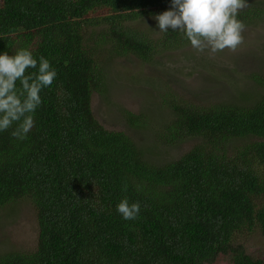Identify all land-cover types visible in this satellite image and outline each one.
Here are the masks:
<instances>
[{
  "label": "trees",
  "instance_id": "trees-1",
  "mask_svg": "<svg viewBox=\"0 0 264 264\" xmlns=\"http://www.w3.org/2000/svg\"><path fill=\"white\" fill-rule=\"evenodd\" d=\"M169 10L172 0H0V55L27 49L57 72L27 138L11 135L15 124L0 131V211L30 199L39 228L35 249L0 254V264H264L239 242L264 236V72L252 76L253 101L171 106L167 141L198 140L175 160L94 115L106 57L154 52L121 28ZM124 198L139 203L135 220L118 213Z\"/></svg>",
  "mask_w": 264,
  "mask_h": 264
},
{
  "label": "rangeland",
  "instance_id": "rangeland-1",
  "mask_svg": "<svg viewBox=\"0 0 264 264\" xmlns=\"http://www.w3.org/2000/svg\"><path fill=\"white\" fill-rule=\"evenodd\" d=\"M248 5L238 12L250 10L238 19L245 25L243 42L235 51L225 49L215 54L200 53L190 42L167 36L160 31L154 15L127 22L121 31L136 40L146 38L154 52L147 60L132 53L106 57L105 89L103 93L95 92L92 98L96 119L107 130L128 134L161 162L178 159L190 151L197 139L169 143L165 137V129L174 118L171 106L242 103L245 96L252 93L249 100L253 101L258 93L252 76L264 72V0H248ZM93 30L98 33L97 28ZM112 48L110 43L102 47L105 51ZM133 116L138 117V126L129 123ZM38 233L30 199L0 211V254L35 249ZM239 242L249 255L264 261L260 230L242 235ZM215 264L226 262L218 260Z\"/></svg>",
  "mask_w": 264,
  "mask_h": 264
},
{
  "label": "clouds",
  "instance_id": "clouds-1",
  "mask_svg": "<svg viewBox=\"0 0 264 264\" xmlns=\"http://www.w3.org/2000/svg\"><path fill=\"white\" fill-rule=\"evenodd\" d=\"M248 6V0H172V10L155 19L161 32L178 30L198 52L215 54L225 49L235 51L243 42L245 25L237 14ZM30 68L36 71L26 74ZM56 76L48 59L41 56L38 61L27 49L11 56L0 55V131L15 124L11 135L26 139L35 125V112L43 102L41 92L52 85ZM117 211L125 220H135L140 205L124 198Z\"/></svg>",
  "mask_w": 264,
  "mask_h": 264
}]
</instances>
